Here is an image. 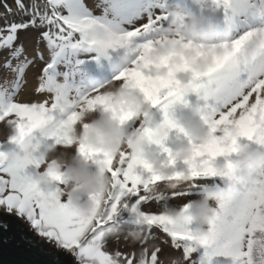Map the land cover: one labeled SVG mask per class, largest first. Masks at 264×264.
Returning a JSON list of instances; mask_svg holds the SVG:
<instances>
[{"label": "snow or ice", "instance_id": "obj_1", "mask_svg": "<svg viewBox=\"0 0 264 264\" xmlns=\"http://www.w3.org/2000/svg\"><path fill=\"white\" fill-rule=\"evenodd\" d=\"M14 4L15 9L5 4L6 14L0 17V124L17 133L0 142V208L25 217L39 235L68 250L77 264H162L164 248L148 247L157 232L161 244L182 252L184 264H246L251 249L248 240L249 251L244 250L246 235L264 230V190L238 191L228 206H221L210 225L211 236L194 235L190 221L177 225L160 209L171 199L189 196L207 179L222 178L217 158L227 161L241 138L264 144V0H198L200 15L215 17L228 33L227 40L208 47L185 43L179 28L169 36L166 25L174 22L169 0H96L99 14L85 0ZM182 50L193 51L194 57L190 60ZM71 51L109 61L112 70L99 84L118 86L120 102L102 94L97 82L74 88L57 79L55 70ZM38 62L42 67L31 97L19 100L28 72ZM184 87L193 89L209 114V140L196 144L189 139L192 156L182 164L162 148L166 159L161 168L174 170L170 179L186 175L189 185L168 191L161 183L163 172L152 163L127 151L114 160L112 154L84 144L75 151L112 178L110 195L91 197L90 214L82 215L70 199L48 196L32 182L40 168L42 142L73 150L70 129L78 110L101 105L120 127L133 128L139 110L135 101H142L161 106L164 122L175 128L169 109L188 102ZM56 116L61 123L50 119ZM10 150L21 152V165L2 162ZM44 175L54 184L64 183L51 167ZM153 205L161 207L155 210ZM129 229L142 236L135 243L124 236L133 250L121 251L118 244Z\"/></svg>", "mask_w": 264, "mask_h": 264}, {"label": "clouds", "instance_id": "obj_2", "mask_svg": "<svg viewBox=\"0 0 264 264\" xmlns=\"http://www.w3.org/2000/svg\"><path fill=\"white\" fill-rule=\"evenodd\" d=\"M171 20L166 25L171 31L179 28L185 43L196 46L208 47L228 39V33L221 22L216 18H206L199 11L189 7H183V0H169ZM190 60L194 57L191 50H182ZM200 66L204 61L198 62ZM97 86L102 89V94L112 98L115 102L122 99L121 89L114 83ZM185 97L195 95L191 87H184ZM138 112L135 119L138 121L133 128L126 125L120 127L111 113L106 112L101 105L94 109L87 106L77 111V119L70 129L73 150H60V145L42 142L39 150L40 168L31 177V180L46 195L59 200H71L73 207L82 215H88L94 208L91 197H107L111 193L112 178L107 172H100L99 166L80 155L75 148L80 144L90 149H102L112 154L115 160L121 151H127L130 157L152 163L154 167L162 171L164 179L161 181L168 191L175 190L181 185L187 186L191 180L186 175L181 180L170 179L172 168H161L166 154L162 148H167L178 163L192 156V148L189 139L196 144H203L209 140V129L205 120L209 117L202 104L190 105L191 116L175 121V128L170 127L154 114V108L142 101H135ZM61 123L59 116L50 118ZM85 125L87 127L85 128ZM6 138L11 139L17 135L14 128L6 126ZM138 129V130H134ZM172 129L182 130L184 139L174 144H169ZM218 135H222L219 134ZM245 142L241 143L240 141ZM18 147V145H17ZM67 148V146H65ZM24 157L19 151L10 150L5 153L3 163L8 166H17L23 163ZM228 163L231 167H228ZM51 167L59 174L64 183L54 184L50 178L44 175ZM224 176L219 179V184L209 185L211 190L200 192L194 199L184 200L180 204H168L160 211L170 217L177 225L190 221L193 234L196 236H211L210 225L216 220L221 206H228L238 191L248 189L250 191L264 190V144L250 142L243 138L239 140L238 151L231 154L227 161L220 166ZM41 169L43 171H41ZM156 189H154L155 191ZM142 233L129 229L126 238L135 243L140 240ZM251 240L249 255L245 258L246 264H264V230L256 229L245 238V251L248 252L247 241ZM162 264H184L182 256L167 257Z\"/></svg>", "mask_w": 264, "mask_h": 264}, {"label": "rangeland", "instance_id": "obj_3", "mask_svg": "<svg viewBox=\"0 0 264 264\" xmlns=\"http://www.w3.org/2000/svg\"><path fill=\"white\" fill-rule=\"evenodd\" d=\"M85 2L88 4L89 7H93V10L96 12V14H99V10L94 8V4L96 3V0H85ZM7 4L8 6L12 7L13 9H15V4H14V0H0V17L4 16L5 13V8L4 5ZM183 7L185 10H187L189 7H191L193 10H197L200 13V9L198 7V0H183ZM215 18V17H213ZM9 19H12V17L10 16ZM4 21L2 19H0V24H3ZM29 50L31 52V45H29ZM91 54L86 53V52H79L78 55H76L75 51H71L69 53H65V57L66 62L63 64H60L57 66L56 70H55V75L57 77L58 80H60L61 82H64L65 80H67L69 86L74 87V88H83L86 86V84L88 83V81H94V82H99L101 80H103L105 77L108 76V74L111 72V65L109 63V61L107 60V62L104 64V66L102 67H97V68H91L87 65L86 60L88 59V57ZM42 67V64H40L39 62L36 64V66H34L33 68H31L28 72L27 75V83L24 85L23 89L21 90V93L18 95V99L19 100H28L31 97V93H32V89L28 90L27 93H25V90L27 89V87L30 85V83H36V73L38 72L39 68ZM33 81V82H32ZM34 89V88H33ZM187 103H183V102H176L174 103L171 108L169 109V117L173 120H181L184 118H187L189 116H191V111H190V105H195V104H202L196 95L187 97ZM154 114L157 116L158 119L163 120L164 119V114L162 111L161 106H157L154 108ZM128 128H131V125L127 126ZM172 136L170 138L169 144H174L176 143L178 140H182L184 139V137L182 136V133L179 132L178 129H172ZM6 134H7V128L0 124V142H3L6 139ZM241 143L245 142L244 140L240 141ZM225 162V158L224 157H218L217 158V165L220 166L221 164H223ZM219 180L218 178H209L207 179L206 182H203L195 191H192L189 196L183 197V198H174L171 199L169 201L170 204H180L183 203L184 200L187 199H194L197 195L200 194V192H206L211 190L209 188V185H216L219 184L215 182ZM155 210H159L160 209V205H153ZM0 210H4L2 208H0ZM6 211V210H4ZM10 212V211H9ZM15 213V212H13ZM22 218H24L29 227L32 228V232L35 236H38V238H42L41 235L38 234L37 230L33 228L31 222L29 220H27L25 217L21 216ZM125 232L124 234H122V238L118 244V247L121 251H131L133 250L129 245L128 242L124 239V236H126ZM156 239L154 241H149L148 243V247L149 249L155 247V246H161L164 248V253H162V259L166 260L167 257H171V256H182V252L179 250H172L170 247H168L167 244H161L160 241L162 239V237L160 236V234L157 232L155 233ZM45 238L49 244H51L52 246H55L57 249L59 250H63L64 252L69 253L75 260V257L68 251L65 250L64 248L60 247L56 242L49 240L46 237ZM117 245L113 246V250H115V247ZM136 251H139V248H136ZM166 254V255H165ZM75 263L77 264L76 260Z\"/></svg>", "mask_w": 264, "mask_h": 264}, {"label": "water", "instance_id": "obj_4", "mask_svg": "<svg viewBox=\"0 0 264 264\" xmlns=\"http://www.w3.org/2000/svg\"><path fill=\"white\" fill-rule=\"evenodd\" d=\"M0 264L76 263L69 253L35 236L20 215L0 210Z\"/></svg>", "mask_w": 264, "mask_h": 264}, {"label": "trees", "instance_id": "obj_5", "mask_svg": "<svg viewBox=\"0 0 264 264\" xmlns=\"http://www.w3.org/2000/svg\"><path fill=\"white\" fill-rule=\"evenodd\" d=\"M75 53H76V55H78L79 54V51H75ZM85 60H88V59H85ZM103 62H104V59H102V58L99 59V60H96L95 59V61L90 62L87 65L90 66V67L102 66L103 65ZM39 239H41V237Z\"/></svg>", "mask_w": 264, "mask_h": 264}, {"label": "bare ground", "instance_id": "obj_6", "mask_svg": "<svg viewBox=\"0 0 264 264\" xmlns=\"http://www.w3.org/2000/svg\"><path fill=\"white\" fill-rule=\"evenodd\" d=\"M33 82V81H32ZM36 86V83H30V85L27 87V89L25 90V93H27L28 90L33 89Z\"/></svg>", "mask_w": 264, "mask_h": 264}]
</instances>
